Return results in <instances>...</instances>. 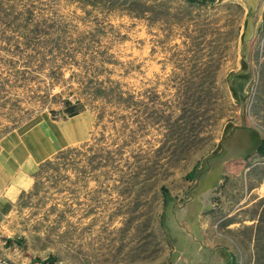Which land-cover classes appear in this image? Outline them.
<instances>
[{
    "label": "rangeland",
    "instance_id": "rangeland-1",
    "mask_svg": "<svg viewBox=\"0 0 264 264\" xmlns=\"http://www.w3.org/2000/svg\"><path fill=\"white\" fill-rule=\"evenodd\" d=\"M246 15L242 0H0V139L53 150L11 180L0 165V258L264 264V14L242 105L228 83ZM68 100L87 110L60 119Z\"/></svg>",
    "mask_w": 264,
    "mask_h": 264
},
{
    "label": "crops",
    "instance_id": "crops-1",
    "mask_svg": "<svg viewBox=\"0 0 264 264\" xmlns=\"http://www.w3.org/2000/svg\"><path fill=\"white\" fill-rule=\"evenodd\" d=\"M81 115L76 116L72 119H77ZM37 133L38 132H34V134L31 136L30 134L26 135V137H22V139L19 140H17L15 136L10 137L9 135L0 139V165L4 173L7 175V177H9L10 180L15 174V170H13L14 163L22 166L25 160H28L30 154H36L39 157L37 158V161H40V159H44L46 157L44 156L45 153H50V156L53 152V150L50 149L53 148L51 143L47 142V147H50V150L48 151L47 148L42 147L44 144L40 145V143L36 141L39 137ZM68 143V141L63 142V144ZM62 146L63 145H61V147Z\"/></svg>",
    "mask_w": 264,
    "mask_h": 264
},
{
    "label": "water",
    "instance_id": "water-1",
    "mask_svg": "<svg viewBox=\"0 0 264 264\" xmlns=\"http://www.w3.org/2000/svg\"><path fill=\"white\" fill-rule=\"evenodd\" d=\"M247 9V15L244 23V30L241 37V61L243 68L239 72H232L228 77V83L232 92L237 96L240 104L243 99L239 88L235 82L237 79H247L250 76L249 50L256 36L259 23L264 14V0H242Z\"/></svg>",
    "mask_w": 264,
    "mask_h": 264
},
{
    "label": "trees",
    "instance_id": "trees-1",
    "mask_svg": "<svg viewBox=\"0 0 264 264\" xmlns=\"http://www.w3.org/2000/svg\"><path fill=\"white\" fill-rule=\"evenodd\" d=\"M86 105L83 104L80 100L74 102V101H66L64 103V107L62 109L63 116L59 117L60 119H66V118H74L76 116H79L83 112H85Z\"/></svg>",
    "mask_w": 264,
    "mask_h": 264
},
{
    "label": "built area",
    "instance_id": "built-area-1",
    "mask_svg": "<svg viewBox=\"0 0 264 264\" xmlns=\"http://www.w3.org/2000/svg\"><path fill=\"white\" fill-rule=\"evenodd\" d=\"M0 264H9L6 260L0 258Z\"/></svg>",
    "mask_w": 264,
    "mask_h": 264
}]
</instances>
